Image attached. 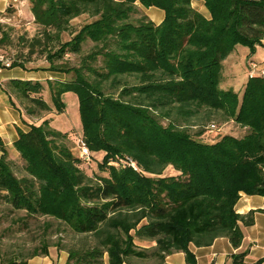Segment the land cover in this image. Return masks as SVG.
Listing matches in <instances>:
<instances>
[{
  "label": "trees",
  "instance_id": "1",
  "mask_svg": "<svg viewBox=\"0 0 264 264\" xmlns=\"http://www.w3.org/2000/svg\"><path fill=\"white\" fill-rule=\"evenodd\" d=\"M202 1L208 16L191 0H28L40 27L31 45L46 52L43 70L68 78L46 80L51 103L37 80L6 83L12 104L40 122L18 130L12 145L20 167L0 137V204L22 211L23 225L45 217L91 236V243L56 244L67 252L64 264H104L105 255L107 264L135 258L159 264L178 251L185 264H196L190 244L223 236L237 249L241 227L253 224L255 210L242 214L235 205L241 193L264 196V75L248 76L240 97L219 83L221 62L235 45L250 51L261 45L264 0ZM140 6L163 10V20L153 23ZM82 14L89 20L61 41ZM7 37L0 23V46ZM86 41L92 46L85 52ZM23 65L12 59V67ZM66 92L77 96L78 135L90 160L106 174L85 173L67 133L45 118L63 110ZM214 113L242 134L220 133ZM212 124L216 136L205 141L201 135ZM169 166L175 173L164 174ZM135 237L155 244L140 247ZM48 247L42 240L28 258L47 255ZM246 254L233 252L231 264H247ZM251 264H264V256Z\"/></svg>",
  "mask_w": 264,
  "mask_h": 264
},
{
  "label": "rangeland",
  "instance_id": "2",
  "mask_svg": "<svg viewBox=\"0 0 264 264\" xmlns=\"http://www.w3.org/2000/svg\"><path fill=\"white\" fill-rule=\"evenodd\" d=\"M29 9L27 3L22 4L18 1L16 7H10L9 11L6 12L9 20L2 23V29L7 33L8 37L0 46V51L13 60L19 59L23 61L24 68L39 71L47 67L48 62L45 59L46 52L41 51L42 46L36 43L31 45L33 38L40 36V27L33 21V16ZM88 20L86 14L71 19L69 30L61 33L60 40L64 41L69 39L71 37V32L78 29L80 25ZM55 44L56 42L52 41L51 45ZM91 46L92 42L86 41L83 44V51H88ZM32 47L33 49L31 51ZM262 52H264L262 48H256L255 46L254 50L250 51L248 47L238 44L237 50L232 53L230 52L231 54H228V58L222 62L223 77L220 80L219 87L224 90L231 89L240 97L244 84L248 78L245 76V69L250 62L248 60L253 59L259 62ZM64 58L69 60L72 65L78 62L76 55L71 53H67ZM63 76L64 78H68L65 74H63ZM42 84L43 97L51 103L46 80L43 81ZM61 99L64 104L63 110L55 113V109H52L51 113L45 114V118L51 120V126L53 128L66 131L67 137L65 143L75 155H78L75 142L81 130L78 99L73 92L64 93ZM211 119L212 122L219 125L220 133L227 132L237 136L242 134V129L230 120H220L218 113L211 114ZM161 122L166 124L167 120L162 119ZM196 128L198 127H189L190 131L196 130ZM215 136L216 134L212 131H204L201 138L205 141H210L214 139ZM9 157L13 158L17 166L20 167L22 161L19 159L17 153L10 151ZM98 158H100V156H98ZM97 164L98 161L94 158H91L88 162L83 160L78 161L79 167L88 175L106 174L98 168ZM163 173L173 174L175 171L169 166ZM22 216V211H11L4 204H0V264H11V262L18 264L19 261L47 264L51 261V264H59L61 253H63L62 251L66 252V250L59 249V245H56L57 243L63 248L80 243H91L93 241L91 236L74 234L66 228L65 225H58L54 219H47L45 217L30 218L26 221V224L23 225V222L20 221ZM47 221L48 223L50 222L51 225L48 230H44V225ZM42 240H47L49 243L48 254H40L28 258L32 250L40 246ZM134 241L140 247L150 246V242L147 240H141L135 237ZM104 264H107L106 255L104 257Z\"/></svg>",
  "mask_w": 264,
  "mask_h": 264
},
{
  "label": "crops",
  "instance_id": "3",
  "mask_svg": "<svg viewBox=\"0 0 264 264\" xmlns=\"http://www.w3.org/2000/svg\"><path fill=\"white\" fill-rule=\"evenodd\" d=\"M22 4L27 3L29 9L28 0H0V23L2 24L6 20H9L6 10L10 7H16L17 2ZM191 6L200 12L201 14L208 16L207 10H205L202 0H191ZM145 15L155 24L160 23L164 18L163 10L154 7L140 6ZM30 11V9H29ZM31 13V11H30ZM264 49V38L261 39V45H257L256 48ZM237 50V45L233 48V51ZM230 53V54H231ZM229 54V55H230ZM225 58L227 59L228 56ZM223 59V61H225ZM222 61V62H223ZM248 67L245 69V76L248 77L251 74L258 73L260 68H264V52L261 53V60L259 62L249 59ZM221 62V65H222ZM251 63L256 64L255 67L251 66ZM222 67H221V78ZM11 79L22 80H37L41 83L48 79H64L63 74L49 71V70H30L20 66H13L9 69H4L0 73V137L4 142L8 152L14 151L13 142L17 139L18 130L26 131L31 123H39V118H32L24 113L23 110L18 109L12 103H15L13 97L5 91L6 83ZM51 123V120H50ZM59 130V129H58ZM63 131V130H61ZM66 132V131H64ZM1 154V151H0ZM235 208L239 213H247L250 210H255L254 222L252 225L241 227L243 234L241 245L235 249L229 243L227 237H217L209 245L206 246H194L190 244L189 248L194 253L196 258V264H231L230 254L236 251L247 250L245 256V262L247 264L253 263L257 258L264 256V196L260 195H246L241 193ZM148 241V240H147ZM150 246H153L154 241H149ZM149 246V247H150ZM59 257V264H64L67 258V253L62 251ZM28 264H47L40 262H30ZM51 264V261L49 262ZM129 264H154L152 260L148 259H132ZM159 264H185L184 254L180 251L173 252L167 255L162 263Z\"/></svg>",
  "mask_w": 264,
  "mask_h": 264
},
{
  "label": "built area",
  "instance_id": "4",
  "mask_svg": "<svg viewBox=\"0 0 264 264\" xmlns=\"http://www.w3.org/2000/svg\"><path fill=\"white\" fill-rule=\"evenodd\" d=\"M251 66L255 67L256 64L251 63ZM11 67H12V59L10 57H8L5 53L0 51V73L4 69H9ZM257 74L264 75V68H260L258 70ZM214 128H215V126L212 124V125H210L209 130L213 131ZM76 147H77V150H78V157L81 158V160H83L85 162H88L90 160V151H89L87 145L85 144V142L83 141V139L81 138V136H79V135L76 138ZM127 162L133 168H135L134 162L131 159H127Z\"/></svg>",
  "mask_w": 264,
  "mask_h": 264
}]
</instances>
